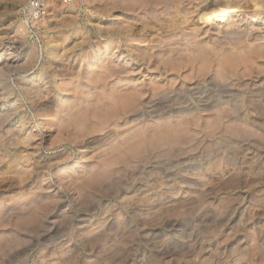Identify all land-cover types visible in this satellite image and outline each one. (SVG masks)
Wrapping results in <instances>:
<instances>
[{"label":"rangeland","instance_id":"rangeland-1","mask_svg":"<svg viewBox=\"0 0 264 264\" xmlns=\"http://www.w3.org/2000/svg\"><path fill=\"white\" fill-rule=\"evenodd\" d=\"M138 1L85 0L72 17L49 11L37 33L31 27L25 34L20 25L28 26L29 0H0V64L14 65L0 84V114L14 113L0 130L8 143L0 147V264H264V131H212L209 119L189 112L112 123L84 138L97 142L111 132L103 143L81 150L60 132L68 114L87 103L91 56L99 60L95 71L140 67L145 89L154 81L169 85L170 75L147 71L149 51L136 52L128 30L141 32L149 19L188 18L153 44L141 42L157 56L168 48L164 41L185 49L195 38L208 42L229 29L199 22L196 7L207 1L189 0L181 15L161 6L143 14ZM251 32L264 35L262 26ZM24 85L36 96L24 94ZM184 126L186 134L179 132ZM171 130L180 144L148 146L142 159L116 166L98 191L80 192L124 140ZM33 197L41 209L13 210Z\"/></svg>","mask_w":264,"mask_h":264},{"label":"bare ground","instance_id":"bare-ground-1","mask_svg":"<svg viewBox=\"0 0 264 264\" xmlns=\"http://www.w3.org/2000/svg\"><path fill=\"white\" fill-rule=\"evenodd\" d=\"M84 1L74 0L71 3H65L60 0H45L48 10L42 19L48 16L49 11L70 18L79 10L80 4ZM188 1L139 0L137 5H139V9H143V14L145 12L147 15L153 14L155 7L159 6L174 9V13L181 15L183 6ZM199 1L208 2L205 5L195 6L199 22L217 27L226 24L229 28L227 30L220 29L217 37H211L208 42L195 38L185 45V49H178L172 47L173 44H166L164 41L163 43L168 48L160 51L161 53L157 56L150 51L149 47H141V42L149 41L153 44L155 38L170 32L171 29H176L183 22L186 23L188 18L183 21L177 17L171 20L149 19L152 25H145V28L148 27L147 31L144 28L141 32L131 33V30L127 32V35H130L135 41L133 43H137L132 46L136 52H150L147 55L150 65L147 71L159 72V77L170 75L172 79L169 85L161 81H154L150 83V88L145 89L140 67L126 68L121 71L116 68L117 66L102 65L98 71H95L99 60L91 56L86 75L89 84L87 87L83 86V89H89L84 92L87 94V103L80 105L75 113L68 114L67 120L65 119L60 127V132H67L68 138L76 144L79 150L82 146L93 147L94 145L96 147L103 143V139L109 137L111 132L94 139L98 140L97 142L88 141L87 143L84 142V138L100 131L103 132L106 130L105 127H109L108 125L112 123L120 122L123 125H128L132 119L142 121L145 117L158 118L165 115L171 117L189 112L204 115L209 119L207 127L212 131L230 132L236 135H260L259 133L264 131V35L252 38L251 32L255 26H262L264 29V0ZM31 3L32 0H29L27 4L28 26L26 22H21L20 25L25 34L31 30V27L35 30L34 33H37V23L42 20H35L33 17ZM53 13L51 15H54ZM241 17L243 21H247L246 26L239 22ZM166 23H169L167 29L164 28ZM156 28L157 30H155ZM210 42L214 46H209ZM254 42L260 43L255 44ZM150 48L159 49L157 45ZM13 67L11 60H5L3 66L0 64V84L1 78ZM180 79L181 84L176 86ZM22 90L28 97L36 96L32 87L24 85ZM37 106L45 111L50 109L49 104ZM13 115L14 113L0 114V130ZM45 116L49 118V115ZM60 118L63 116L56 117V119ZM230 121L232 124H226ZM179 132L186 134L188 128L184 126ZM149 134L138 133L132 139H126L115 147L111 155L108 153L109 157L104 161L103 167L95 171L91 177L88 176V182L80 185V192L98 191V188L103 187L117 172L116 166L128 165L133 160L142 159L145 148L148 146L155 150L160 146L174 147L181 143L174 130L166 133L165 137L159 138L152 137L151 139ZM80 140L82 141L79 142ZM7 145L8 143L0 133V147L6 148ZM34 198L23 207H16L13 210L23 209L34 213L35 210L41 209L37 198L36 201Z\"/></svg>","mask_w":264,"mask_h":264},{"label":"built area","instance_id":"built-area-1","mask_svg":"<svg viewBox=\"0 0 264 264\" xmlns=\"http://www.w3.org/2000/svg\"><path fill=\"white\" fill-rule=\"evenodd\" d=\"M60 1L65 3H71L74 0H60ZM31 6H32L33 17L35 18V20L37 19L40 20L46 15L48 8L46 6L45 0H32Z\"/></svg>","mask_w":264,"mask_h":264}]
</instances>
